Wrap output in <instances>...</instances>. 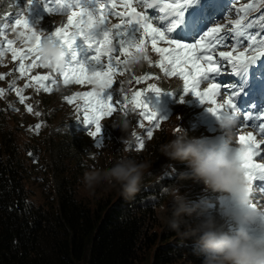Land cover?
Masks as SVG:
<instances>
[{
    "label": "snow or ice",
    "instance_id": "snow-or-ice-1",
    "mask_svg": "<svg viewBox=\"0 0 264 264\" xmlns=\"http://www.w3.org/2000/svg\"><path fill=\"white\" fill-rule=\"evenodd\" d=\"M43 5L48 14L53 12H66L67 24L57 27L51 34L44 31H37L29 20V12L33 8L37 0H28L27 15L20 13L14 20V23H4L0 25V35L3 36L7 44V51L11 52L14 60H19V72L22 76L27 75L32 69L44 68L49 69L42 62L39 55V48L43 41H55L67 54L68 59L66 70L58 73L63 76L65 84L71 80L75 84L92 83L97 86L98 90L87 91L84 93H76V97L83 99V123L85 126L93 125V129L89 135L93 139L99 138L102 132V118L112 116L113 113L120 110L127 115V106L129 103L142 109L139 113L152 128L146 131V136L151 139L153 137V129L160 128L161 121L167 120L160 118L156 111H153L145 103L144 94L136 91L130 98L119 95L121 88L118 86L115 93L111 90L115 83L114 77L116 70L120 67L122 61L119 56L130 58L135 53L145 52L148 42L150 41L151 49L161 57L158 67L164 71L166 75L177 76L183 81V94L194 95L201 104L213 105L207 110L219 119L224 114L236 116L240 113L236 106V98L239 92L224 91L221 93L222 86L217 82H213L216 76L221 74L222 70L231 68L233 72L248 65L256 64L260 58H264V35L258 33H248L247 29L251 28V23L245 25L241 19H236L224 26H212L198 39L190 42H182L169 35L177 29L187 28L192 32H199L200 25L204 19L206 12H211L215 0H138L139 6L144 8V12L137 11L133 7V0H90L89 6H82L80 0H38ZM235 2V0H233ZM264 3V0H261ZM94 3V7L91 5ZM123 5L127 12V21L123 23L110 24L108 15L114 14L121 18L125 17L124 12H113L118 5ZM111 5L108 12L105 8ZM148 9L154 10L153 14L147 13ZM253 9V4L247 3L242 9L244 13ZM163 13L164 16H159ZM187 13V19L185 14ZM191 13V15H189ZM159 17L160 26H155L153 19ZM167 21L165 22V18ZM216 21L215 24H217ZM21 27L27 30V35L20 32L18 35L23 42L28 45L24 50H17L13 45L15 40L9 39L4 30L9 29L15 31ZM116 29V32H113ZM117 39L119 54L113 56L112 48L104 49L113 44V39ZM83 40L90 48L94 49L93 55L88 64L81 63L78 60L76 46L79 40ZM163 43L165 47L158 45ZM230 49V50H227ZM247 53V54H246ZM3 53L0 52V55ZM107 55L108 62L102 63L101 57ZM144 60L152 63L151 58L145 53ZM29 60L27 66L23 61ZM128 61H124L127 63ZM123 69H121V74ZM4 79L0 76V80ZM149 79V77H139L137 83L141 80ZM37 82V91L43 89L45 92L52 91L51 87L45 81H51L53 84L55 79L50 75H35L29 78V82L25 84V88L32 87V81ZM206 82L207 86L201 90V84ZM230 86H223L228 88ZM149 90L157 96L161 95V89L155 85H150ZM4 90L0 89V95ZM20 102L23 103L26 97L20 89H16ZM171 94V92H168ZM115 95V100H114ZM222 98V102H218L217 97ZM226 96V99L223 97ZM76 97L69 96L67 101L72 103ZM143 97V98H142ZM184 102L183 96L180 100ZM28 112H33L31 106ZM39 115V113H36ZM252 114H243L241 127H244V121L251 120ZM264 119V116H262ZM141 127L144 125L141 124ZM39 127V125H37ZM260 132L264 134V123L259 125ZM177 128L176 131H179ZM238 146L240 149L247 150L248 159L244 165L247 169L246 177L250 182L251 191L253 192V183L255 181L264 182V162H256L255 157L259 156L264 161V138L257 140L256 135L249 132L247 136H238ZM145 143L141 140L140 149H144ZM259 190L264 194V185H258ZM253 207L258 209L257 204L253 203ZM259 210V209H258ZM264 211V210H262Z\"/></svg>",
    "mask_w": 264,
    "mask_h": 264
},
{
    "label": "trees",
    "instance_id": "trees-1",
    "mask_svg": "<svg viewBox=\"0 0 264 264\" xmlns=\"http://www.w3.org/2000/svg\"><path fill=\"white\" fill-rule=\"evenodd\" d=\"M0 114V264H202L190 246L171 243L179 237L164 221L165 189L176 185L184 195L187 181L151 185L146 177L134 200L117 187L96 197L83 184L91 160L85 139L61 126L41 144L26 141ZM165 141L163 135L144 156L132 157L156 163ZM120 154L119 147L112 163ZM105 163L98 168L112 164ZM182 165L174 162L180 173Z\"/></svg>",
    "mask_w": 264,
    "mask_h": 264
},
{
    "label": "clouds",
    "instance_id": "clouds-1",
    "mask_svg": "<svg viewBox=\"0 0 264 264\" xmlns=\"http://www.w3.org/2000/svg\"><path fill=\"white\" fill-rule=\"evenodd\" d=\"M39 55L52 72L66 70L67 54L55 41H43ZM142 59L141 55L130 57L129 69L142 67ZM237 125L235 116L224 114L219 140L189 137L180 127L171 139L159 145L161 156L186 165L188 171L180 173V181L202 184L217 197L193 201L176 185L165 189L169 198L163 209L165 225L179 237L171 243H182L184 249L190 246L194 254L202 257V264H264V211L253 207L244 167L249 153L235 141ZM130 126L126 116L113 122V127L124 134ZM151 168L149 162L122 155L110 167L86 171L83 184L90 194L99 185L107 184L117 187L126 200H134L144 189L146 177L152 176Z\"/></svg>",
    "mask_w": 264,
    "mask_h": 264
},
{
    "label": "rangeland",
    "instance_id": "rangeland-1",
    "mask_svg": "<svg viewBox=\"0 0 264 264\" xmlns=\"http://www.w3.org/2000/svg\"><path fill=\"white\" fill-rule=\"evenodd\" d=\"M80 1L84 4V6H89L90 0H80ZM104 2L106 3V0H104ZM247 3L253 4V9H252L253 12H260V13L264 14V3H262L261 0H235V2H233V0H215L214 7L211 11V17L208 19V17L205 18L206 14L204 15V19L201 22L199 32H193V36L191 37V39L186 40L185 37L182 36L179 29H177L176 31H174L173 33H171L169 35L174 36L178 40H182V42H190L193 39H198L200 35H203L207 31V24L208 23L211 24V27L217 26V24H215V23L219 19L222 20L223 22H227L228 24H229V22L234 23V21L236 19H241L245 25L251 23L252 27L249 28L251 33H258V30H257L258 20H257V18L254 15H249L248 13H244L242 11V9L246 6ZM94 6L95 5L93 3L91 5V7H94ZM121 6H123V5H120L118 3V5L113 9V12H121V10H120ZM109 8H111V5H108V7H106L104 11L108 12ZM153 12H154V10L148 9V14L152 15ZM20 13L17 16H19ZM189 15H191V13ZM207 15L209 16V12L207 13ZM115 16L116 15H114V14H109L108 18L115 17ZM159 16H164V14L160 13ZM186 16H187V13L185 14V17ZM29 20H30V23L32 24V26L35 27L36 25H39L37 20H35L34 16H32ZM166 21H167V17L165 18V22ZM11 22L14 23V20H11L8 17L0 19V25H2L4 23L11 24ZM154 22H155V26H160L159 17L154 18L153 23ZM263 23H264V20H263ZM218 26H221V25H218ZM20 32H24L25 35L28 34L27 30L23 29L21 27L16 28L15 31H11L9 29L4 30V33L8 35L9 39H13L16 41V43L13 46L16 47L17 50H24L28 45H26L23 42L22 38L19 37L18 34ZM227 50H230V49H227ZM0 52L3 53L2 55H0V69H5V70L9 69L15 73L20 74L19 64L21 63V61L14 60L12 58L11 52L7 51V44L4 41L2 35H0ZM118 54H119V49H118V44L116 42V49H115L113 56L115 57ZM157 55H159V54H157ZM125 58L126 57H124L122 55L119 56V59L122 61L120 67L124 63ZM259 61L261 63H264V58H260ZM107 62H108V58H106L105 60L102 61V63H107ZM23 63L26 65L25 61H23ZM120 67L117 68V70H116L117 74L114 77L115 81L119 80ZM234 75H236V77H239L241 80H243L246 83L250 82L252 84V86L255 89H257L258 96L260 99H262L261 101H264V87L258 86V82H257V79H256L254 72H252V75H250V76L248 75V69L246 67L243 70H238L237 72H233L231 70V68H228L227 70H222L221 74L216 76V78H219L220 81H213V82H217L218 84H220L222 86L221 93H223L224 91H236V92H238L237 82L232 80V77ZM31 76H35V74L32 72H29L27 75H24V77H26V79L28 81H29V78ZM31 83L33 85V88L37 91V82L33 80ZM45 83L48 84L47 82H45ZM204 85L207 86L206 82H204ZM56 86H57L56 89H54V90L52 89V91H50L48 93L50 95L51 94L58 95L60 88H68L69 93H68V96L65 98V101L67 103H68L67 98L69 96L76 97V93L82 94L84 92H87L91 89L92 86L94 89L98 90L96 85H94L92 83H88V82H85L84 84H75L74 82H71L69 84H63L62 83V84H58ZM223 86H230V87L223 88ZM49 87H50V85H49ZM0 89H2L1 84H0ZM130 91L132 93H135L136 91H140L144 95H151L150 92L148 91V89L144 85H142L141 82L140 83L132 82V84L130 86ZM37 92L42 93V92H44V90L40 89ZM223 98L226 99V96H224ZM0 99L2 101L8 100V96L4 95V94L0 95ZM81 100H83V99L80 97H76L75 99H73L71 104H75ZM151 102H153L152 97L145 100V103L149 106V108L154 111V109L152 108ZM30 103L35 105L37 103V99L36 98L32 99L30 101ZM51 105H57V100L55 98H52ZM129 107L131 108V111L127 112L128 113L127 115H125L124 112H122V111H117V112L113 113L112 116H106V117L102 118V120H101V124L103 126L102 132H101V135L99 136V138H97V139H93L89 135V132L94 127L93 125H88L87 128L82 127V128H84L83 136L85 138V141L90 145V147L92 148V153H93L92 158L88 163L90 165L89 170L97 169L98 167L102 166L103 164L105 165L106 164L105 160H107V159H108L109 163H112L111 159L113 158V153L115 150L118 151L119 147H120L121 152H129L132 155H135L136 158H138V157L144 156V154L147 153L148 148L154 142L158 141V139H160L161 136L164 135L163 131H166V132L168 131V133H169L168 139L171 137V135H172L171 125L168 127V129L165 130V123H164V121H161L160 128H158V134H157L156 138L153 139V141H144L143 140V135L146 133L147 129H142L139 132L140 133L139 135L140 136L142 135L141 140H143L145 143L144 149L139 148V144H140L141 140H139L137 142V144H135V145H128V146L123 145V142L126 141V139H128V138H130V142H132L134 140V138L137 136L136 128L140 127V125H141V124L136 125L134 118H132L137 107L135 105H132L131 103L128 104L127 109ZM159 108H161V105H159ZM127 109H126V111H127ZM120 116H126L131 122V126H130V128L126 134H124L121 130L115 129L113 127V122L117 119V117H120ZM9 120H10V118H9ZM256 120L259 124L263 123V119H261L259 117L256 118ZM38 121L39 122L45 121V123H46L47 120L45 118H40V120H38ZM48 121H49V125H50V129L48 130V133H50V134L58 131V129L61 128V126H62L61 122H59L58 119H55L54 117H51ZM182 125L184 127L186 124L182 123ZM31 128L33 129V127H31ZM254 129H255V126H254V124H252L251 126H249V128H247V132L248 133L249 132L254 133ZM160 133H161V135L159 136ZM168 133H166V135ZM35 138L37 139L38 144L42 143V139H43L42 134L36 136ZM194 138H198V137H194ZM262 138H264V137H262ZM262 138H258V141L261 140ZM165 139L167 140V137ZM261 151L264 152V148H262ZM120 155L122 156V154H120ZM147 159H148L147 157H143L142 161L147 162ZM139 161H141V160H139ZM154 161L156 163H158L157 165H160L162 168L167 167L163 162V161H165L164 156H161L159 161H157V160H154ZM156 163H154V164H156ZM104 165H103V167H104ZM165 176H168V174L165 173ZM148 177H150V176H148ZM39 180L41 181L42 177H40ZM259 183L261 184L262 182L259 181ZM106 185L107 184L99 185L96 188L93 195L96 197H99L101 195V193L105 194L109 189L112 188V186H108V185L106 186ZM41 188L44 189L43 187H41ZM166 206L167 205L165 202V207Z\"/></svg>",
    "mask_w": 264,
    "mask_h": 264
},
{
    "label": "bare ground",
    "instance_id": "bare-ground-1",
    "mask_svg": "<svg viewBox=\"0 0 264 264\" xmlns=\"http://www.w3.org/2000/svg\"><path fill=\"white\" fill-rule=\"evenodd\" d=\"M260 100H262V99H260ZM261 102H262V104H264V101H261ZM247 128H249V126Z\"/></svg>",
    "mask_w": 264,
    "mask_h": 264
}]
</instances>
